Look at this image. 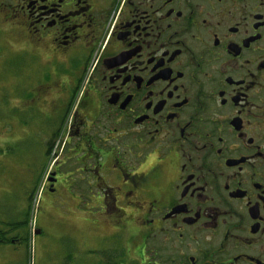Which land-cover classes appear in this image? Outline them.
<instances>
[{"label":"flooded vegetation","instance_id":"1","mask_svg":"<svg viewBox=\"0 0 264 264\" xmlns=\"http://www.w3.org/2000/svg\"><path fill=\"white\" fill-rule=\"evenodd\" d=\"M0 21L62 96L48 192L127 214L138 264H264V0H0Z\"/></svg>","mask_w":264,"mask_h":264},{"label":"rangeland","instance_id":"2","mask_svg":"<svg viewBox=\"0 0 264 264\" xmlns=\"http://www.w3.org/2000/svg\"><path fill=\"white\" fill-rule=\"evenodd\" d=\"M7 24L0 21V231L9 230L5 222L23 220L27 208L30 214L25 227L5 234L0 264H138L130 227L123 223L127 214L100 210L86 194L75 204L69 191L59 196L46 190L48 176L62 162L61 148L55 149L66 132L57 107L62 96L38 85L29 56L10 57L32 51Z\"/></svg>","mask_w":264,"mask_h":264},{"label":"trees","instance_id":"3","mask_svg":"<svg viewBox=\"0 0 264 264\" xmlns=\"http://www.w3.org/2000/svg\"><path fill=\"white\" fill-rule=\"evenodd\" d=\"M0 27H1V25H0ZM0 50H2V49H0ZM0 55L3 56V54H1V52H0ZM10 57H13L14 60H18V58H19L18 55H13V56H10ZM14 60H13V61H14ZM29 62H32V60L30 59ZM15 64H18V62L16 61ZM19 65H20V64H19ZM33 88H35V87H33ZM32 91H33V90H32ZM33 92H34V91H33ZM34 96H35V95H34ZM60 105H62V104L59 103V104L57 105V107L60 106ZM55 106H56V105H55ZM63 117H64V114H63ZM59 131H60V130H58L55 134H53L54 138H56L55 136H57V133H58ZM58 135H59V134H58ZM50 152H51V151H47V155H49ZM31 195H32V193L30 194V196H31ZM23 214H24L23 220H20V221H14V220H12V221H9V222H5L4 225H5L6 227H8L10 231L17 230V229H19V228H21V227H25L26 224H27V220H28V218H29L30 209L27 208V209H26V212L23 213ZM9 230L4 231V232H3V231H0V243H5V242H6L5 234H7V233L9 232ZM25 238H26V237H24V239H25ZM12 240H13V239H12Z\"/></svg>","mask_w":264,"mask_h":264}]
</instances>
